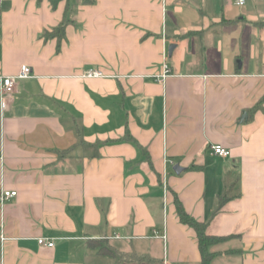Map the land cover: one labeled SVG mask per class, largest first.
<instances>
[{
    "label": "crops",
    "instance_id": "0c3cea01",
    "mask_svg": "<svg viewBox=\"0 0 264 264\" xmlns=\"http://www.w3.org/2000/svg\"><path fill=\"white\" fill-rule=\"evenodd\" d=\"M88 1L0 0V264H200L172 192L210 264H264V0Z\"/></svg>",
    "mask_w": 264,
    "mask_h": 264
},
{
    "label": "trees",
    "instance_id": "16d2710c",
    "mask_svg": "<svg viewBox=\"0 0 264 264\" xmlns=\"http://www.w3.org/2000/svg\"><path fill=\"white\" fill-rule=\"evenodd\" d=\"M54 1V0H52ZM89 2L88 0H84ZM67 22V19L62 21L57 27L52 29L51 31L44 32V36L46 38L57 36L58 39H61L64 27ZM230 22V21H229ZM263 99H261L259 102H261ZM259 106V103L257 107ZM256 107V108H257ZM254 108L252 111H255ZM122 140L128 141L133 143L134 145H138L137 142L129 135V133H125L122 137ZM84 148H86V151H88V154L93 157L98 155V146L99 142L94 143H88L83 140L79 141ZM235 182L233 181L228 189L222 193V195L219 196V206L221 207L224 203L227 201L235 198L238 196L237 191L234 189ZM172 203L175 210V215L179 221V223L187 226L190 228L196 239L198 253H199V259L200 264H210L211 260L217 255L214 252H211L210 248L213 245H216L220 242H223L224 240L228 239L229 237L225 236H216V235H210L206 232V223L197 220L192 215H190L185 208L182 205V202L178 198V196L172 192ZM101 240H95L91 242L92 248H97V254H111L109 248L102 247ZM97 246V247H96Z\"/></svg>",
    "mask_w": 264,
    "mask_h": 264
},
{
    "label": "built area",
    "instance_id": "2783aa9c",
    "mask_svg": "<svg viewBox=\"0 0 264 264\" xmlns=\"http://www.w3.org/2000/svg\"><path fill=\"white\" fill-rule=\"evenodd\" d=\"M235 4L238 6H242L245 4L246 0H234ZM169 74V68L168 65L163 63L162 65V73L160 75H157L156 78L159 80H163L166 76ZM101 73L96 70H89L87 71L84 76L85 77H98ZM31 76V69L26 65L22 64L20 65L19 71L15 76H0V107L4 109L6 107V99L8 96H11L14 91V80L15 79H25ZM212 153L216 156L220 157H227L229 155L228 149L224 148L222 145L214 144L211 145ZM167 163L172 164L170 160H166ZM164 191H166V188L164 186ZM16 195L15 191L5 190L2 189L0 191V202H3L4 200H7L9 198H12ZM160 237L165 238V233H161ZM1 241H3V237L0 238ZM37 243L41 246L46 247H53L54 241L52 239H46L43 237H39L37 239Z\"/></svg>",
    "mask_w": 264,
    "mask_h": 264
},
{
    "label": "water",
    "instance_id": "95a60500",
    "mask_svg": "<svg viewBox=\"0 0 264 264\" xmlns=\"http://www.w3.org/2000/svg\"><path fill=\"white\" fill-rule=\"evenodd\" d=\"M171 46H172V45H171ZM171 46L169 47V52H170V50H171V48H172ZM242 118H246V113H243V117H242ZM180 170H181V168L178 167V165H175V166L173 167V171H174L175 173H179Z\"/></svg>",
    "mask_w": 264,
    "mask_h": 264
},
{
    "label": "rangeland",
    "instance_id": "374dc122",
    "mask_svg": "<svg viewBox=\"0 0 264 264\" xmlns=\"http://www.w3.org/2000/svg\"><path fill=\"white\" fill-rule=\"evenodd\" d=\"M117 264H134V263H131V262L125 260V261H122V262L119 261V263H117Z\"/></svg>",
    "mask_w": 264,
    "mask_h": 264
}]
</instances>
